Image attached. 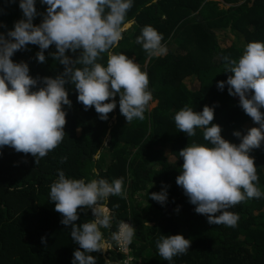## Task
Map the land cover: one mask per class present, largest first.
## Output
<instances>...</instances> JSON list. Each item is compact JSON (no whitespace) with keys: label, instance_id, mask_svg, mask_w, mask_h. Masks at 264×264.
I'll list each match as a JSON object with an SVG mask.
<instances>
[{"label":"trees","instance_id":"trees-1","mask_svg":"<svg viewBox=\"0 0 264 264\" xmlns=\"http://www.w3.org/2000/svg\"><path fill=\"white\" fill-rule=\"evenodd\" d=\"M35 7L38 15L33 24L39 25L47 6L36 0ZM23 18L19 0H0V33L6 38L14 23ZM127 21L131 26L111 51L123 50L148 74L155 105L147 107L143 121L127 123L117 95V106L105 121L94 107L85 111L74 87L66 83L72 106H63L66 135L57 148L35 162L31 154L0 147V264H71L79 245L71 239L70 226L60 223L62 216L54 210L55 203L48 200L58 170L86 182L124 178L127 197L108 198L106 208L114 219L110 229L101 231L110 239L121 221L134 227L128 264H264V197L247 199L229 209L239 216L234 228L209 224L207 216L195 212V205L176 184L183 164L179 151L194 142L207 145L204 129L197 128L196 135L188 137L174 121L185 105L197 112L206 105L213 107V123L221 127V136L237 145L240 139L234 131L244 135L259 127L239 106V98L228 94L227 85L219 90L217 81H226L231 75L224 72V57L238 60L249 42H264V0H133ZM145 26L162 34L165 54L149 57L136 43ZM226 28L241 33L245 45L226 43L220 31ZM39 50L27 45L11 59L26 63L33 78L61 75L64 66L50 55L55 46L45 50L43 63L36 59ZM66 55L75 59L79 50L66 51ZM99 62L106 66V53ZM189 76L195 77L197 85L184 83ZM260 110L264 113V108ZM249 155L257 167V186L264 192V141ZM63 157L67 160L61 163ZM162 185L167 186L164 205L147 195L160 192ZM78 214L76 224L93 219L90 208L78 210ZM176 234L191 240L189 251L165 261L156 241L161 235ZM91 255L97 264L108 260L123 264L124 255L116 251L114 241L110 251Z\"/></svg>","mask_w":264,"mask_h":264},{"label":"clouds","instance_id":"clouds-1","mask_svg":"<svg viewBox=\"0 0 264 264\" xmlns=\"http://www.w3.org/2000/svg\"><path fill=\"white\" fill-rule=\"evenodd\" d=\"M35 3L36 0H19L24 18L14 23L7 38L0 33V147L10 146L18 153L31 154L35 162L57 148L66 135L63 106H72L66 83L74 87L84 110L94 107L101 120L106 121L116 108L115 97L119 95V111L127 123L143 121L153 98L148 74L126 55L111 51L132 24L127 21L131 24L126 27L125 17L133 0H40L47 7L39 25L33 24L38 15ZM162 39L152 26H145L136 43L149 57L160 56L167 51ZM27 45L39 47L36 59L40 63L45 62V50L54 45L56 51L50 55L64 66V72L55 78H33L26 63L11 59ZM78 50L75 59L66 55V51ZM105 53L106 66L99 62ZM223 59L224 72L231 75L226 81H217V88L222 91L227 85L228 94L239 98V106L259 127L250 128L244 135L234 131L233 135L240 139L237 145L221 136V127L213 123V107L206 105L197 112L185 105L174 115L177 129L188 137H194L197 128L204 129L207 145L194 142L179 151L183 164L176 184L195 205V212L207 216L209 224L234 228L239 216L229 209L247 199L264 197L257 186L254 158L249 155L264 141V113L260 110L264 108V42H249L238 60L227 56ZM38 84L43 86L37 88ZM66 160L63 157L61 163ZM166 188L162 185L160 192L147 195L164 205ZM110 196L127 197L123 177L111 182L104 178L86 182L68 178L58 170L48 200L55 203L54 210L62 216L60 223L70 226L71 239L79 245L71 264H97L91 253L110 251L113 241L117 252L116 242L123 247L131 245L136 230L128 221H121L110 239L101 231L110 229L114 219L106 208ZM85 208L91 209L93 219L76 224L78 210ZM190 245L191 240L181 234L161 235L156 241L159 256L169 262L186 254Z\"/></svg>","mask_w":264,"mask_h":264},{"label":"rangeland","instance_id":"rangeland-1","mask_svg":"<svg viewBox=\"0 0 264 264\" xmlns=\"http://www.w3.org/2000/svg\"><path fill=\"white\" fill-rule=\"evenodd\" d=\"M219 5L221 6V4H219ZM220 31L223 35H225V42L226 43H234L237 46L245 45V42H243V38H242L241 33L231 31L228 28L224 29L223 30L224 32H222V30H220ZM220 31H219V33H220ZM118 53H122V54L126 55L123 50H117V51H115L114 54H118ZM129 59L133 60V57H129ZM133 62H135V61L133 60ZM184 83L186 85H197V80L195 79V77L190 76V77H187L184 79ZM154 105H155V101H151L148 105V108L151 109Z\"/></svg>","mask_w":264,"mask_h":264},{"label":"built area","instance_id":"built-area-1","mask_svg":"<svg viewBox=\"0 0 264 264\" xmlns=\"http://www.w3.org/2000/svg\"><path fill=\"white\" fill-rule=\"evenodd\" d=\"M125 223H127V222H125ZM116 245H117V249L119 250V252H121V253H123L125 255V257L121 260L122 263L123 264H128L129 263V258H131L130 251H129V246L123 247L117 242H116Z\"/></svg>","mask_w":264,"mask_h":264},{"label":"water","instance_id":"water-1","mask_svg":"<svg viewBox=\"0 0 264 264\" xmlns=\"http://www.w3.org/2000/svg\"><path fill=\"white\" fill-rule=\"evenodd\" d=\"M125 24H126V27H128L131 23H128V22H127V23H125ZM126 27H125V28H126Z\"/></svg>","mask_w":264,"mask_h":264},{"label":"crops","instance_id":"crops-1","mask_svg":"<svg viewBox=\"0 0 264 264\" xmlns=\"http://www.w3.org/2000/svg\"><path fill=\"white\" fill-rule=\"evenodd\" d=\"M190 77V76H189ZM193 77V76H192ZM187 78V77H186Z\"/></svg>","mask_w":264,"mask_h":264}]
</instances>
